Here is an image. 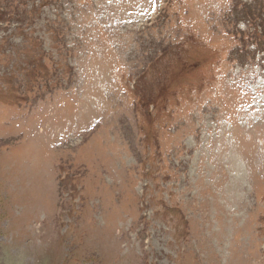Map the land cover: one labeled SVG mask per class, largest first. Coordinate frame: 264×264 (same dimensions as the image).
<instances>
[{"label": "rangeland", "instance_id": "374dc122", "mask_svg": "<svg viewBox=\"0 0 264 264\" xmlns=\"http://www.w3.org/2000/svg\"><path fill=\"white\" fill-rule=\"evenodd\" d=\"M0 264H264V0H0Z\"/></svg>", "mask_w": 264, "mask_h": 264}]
</instances>
